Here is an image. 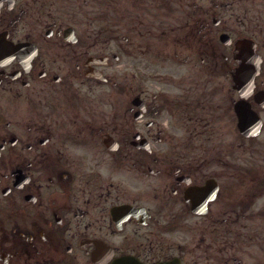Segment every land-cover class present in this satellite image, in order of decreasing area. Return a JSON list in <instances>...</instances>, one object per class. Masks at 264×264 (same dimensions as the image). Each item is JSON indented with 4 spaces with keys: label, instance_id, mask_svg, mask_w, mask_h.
<instances>
[{
    "label": "flooded vegetation",
    "instance_id": "af4514ba",
    "mask_svg": "<svg viewBox=\"0 0 264 264\" xmlns=\"http://www.w3.org/2000/svg\"><path fill=\"white\" fill-rule=\"evenodd\" d=\"M0 264H264V0H0Z\"/></svg>",
    "mask_w": 264,
    "mask_h": 264
}]
</instances>
